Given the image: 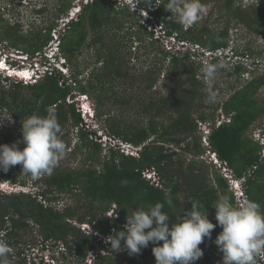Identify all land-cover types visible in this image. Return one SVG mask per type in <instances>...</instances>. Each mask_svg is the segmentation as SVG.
Instances as JSON below:
<instances>
[{
  "label": "trees",
  "instance_id": "trees-1",
  "mask_svg": "<svg viewBox=\"0 0 264 264\" xmlns=\"http://www.w3.org/2000/svg\"><path fill=\"white\" fill-rule=\"evenodd\" d=\"M56 1L55 11L47 16L48 25L25 31L0 23V39L30 57L43 54L57 20L67 14L74 0ZM135 1L161 26L165 37L198 45L207 52L230 48V18L256 33L264 21V0H251L247 5L242 0H224L219 11L228 20L221 28L210 27L208 16L203 22L200 16L195 24L182 25L174 13L165 9L168 0ZM208 1L201 3L205 6ZM80 4L76 19L65 25L58 38L59 54L70 68L68 77L54 66L29 84L0 74V144L17 143L22 149L23 144L18 142L22 139L24 119L53 111L66 152L89 161L86 166L67 168L60 166L58 160L50 175L42 174L35 180L20 165L11 166L7 172L0 170V181L24 186L30 180L37 188L34 194L0 193V240L11 249L10 264H38L25 255L32 247L28 246L26 235H31L32 242L38 239L44 246L53 243L59 249L61 259L52 260V264H155L151 242L139 254L130 255L127 250L111 251L105 237L114 230H123L126 216L133 210H147L156 203L164 204L163 210L174 221L179 212L183 216L184 210L191 208L189 200L199 201L210 222L215 216L212 206L221 197H229L233 206L239 203L229 189L228 179L199 160L205 150L215 153L234 179L243 180L246 200L258 203L264 213V125L260 139L248 133L264 116V98L257 96L264 86V71L254 75L256 72L246 70L240 62L228 60L223 64L220 56L209 57L195 50L166 51L160 48V36L147 29L151 21H143L128 5L117 7L106 0ZM46 10V3L40 7L34 4L38 16L44 18ZM232 49L233 57H249L247 51ZM87 53L92 56L90 63L83 58ZM195 57H200V61ZM204 59L206 64L225 65L222 68L234 77L233 84L227 87V98L213 107L220 108L225 118L218 125L213 117L206 121L203 111H198V116L195 113L203 107L201 101H195L203 98L207 88L200 78L204 76ZM244 70L250 75L246 81L242 78ZM165 72L171 74L161 81ZM160 84L165 93L151 95ZM134 88L149 95L134 96ZM73 92L91 99L95 120L103 123L107 135L140 147L138 156L124 155L110 143L103 145L98 141L95 131L83 123ZM68 97L71 102H67ZM111 106L141 107L149 117L146 123H129L112 114ZM199 122L210 123L207 146L201 145L196 134ZM185 154L197 159L185 165ZM145 171L154 172L155 180L143 176ZM54 194H70V200L76 202L58 209L54 202L59 198ZM169 197L171 207L167 204ZM80 199L83 203L76 204ZM81 224H87L88 229L81 230ZM217 231L214 228L211 238L199 245L203 256L194 264L219 263L218 247L212 240Z\"/></svg>",
  "mask_w": 264,
  "mask_h": 264
},
{
  "label": "clouds",
  "instance_id": "clouds-1",
  "mask_svg": "<svg viewBox=\"0 0 264 264\" xmlns=\"http://www.w3.org/2000/svg\"><path fill=\"white\" fill-rule=\"evenodd\" d=\"M74 6L81 8L80 1L78 4H74L73 1L72 7ZM165 9L170 13H174L177 21L182 25L191 26L197 22L203 12V5L201 0H168ZM142 10L145 12L144 9ZM146 13L149 15L147 11ZM151 19L153 18L151 17ZM146 20H150V18ZM191 46L189 44V49H187L193 53L194 50L196 51L199 48L198 45H195L197 47L195 49H192ZM178 50L180 49L178 48ZM5 51L4 55L0 57V74L20 79L29 84L35 82L44 73L42 69L45 62L48 61L47 57L38 60V67H35V56L30 57L28 54L23 53L21 57L17 55L18 59L23 61L19 66L21 69L18 67L16 69L14 66L11 69L6 63L11 49H5ZM202 52L204 53V50ZM53 56L54 61H57V63L63 58L60 56L59 51ZM205 56H208L207 51ZM215 56L221 57V55ZM225 56H228L227 52ZM232 58L230 55L228 60L230 61ZM240 59V57H236V60ZM206 63L207 61L203 63L205 65L201 71L207 78V98L208 102L211 103L215 100L212 87L217 69L223 65ZM62 64L66 65V62L64 61ZM10 70L19 71L23 75L17 73L7 74ZM30 70H33V72L31 73ZM36 73L37 75L34 77ZM88 98L86 94L77 93L73 99L79 104L77 107L81 115L83 114L87 119H93V103H90ZM68 99L71 100L68 97L67 102ZM83 102L85 105H83ZM199 123L201 126L202 123ZM216 125H218L217 120ZM101 131L103 130L99 129V132ZM209 131L210 124L209 130L205 132V146H207L206 137ZM21 132L22 139L18 143L23 144L22 149L18 148L17 143L10 146L0 144V170L7 172L11 166L20 165L23 172L30 175L33 180L42 174L50 175L59 158L66 152V144L61 139L62 130L55 113L49 111L46 116L35 114L28 116L21 124ZM104 138L103 141H98L110 143L111 145L112 137L104 134ZM116 140L118 141V139ZM116 148L123 153L119 145ZM208 153L211 159L218 160L215 153L211 151H208ZM124 155L133 156L130 154ZM143 176L155 180L152 171H145ZM240 188L243 191V186H240ZM189 201L191 208L184 210L183 216L179 215V212L174 221L170 220L169 214L163 210L164 204L162 203L149 206L147 210L143 208L135 209L131 215L126 216L124 229L114 230L112 234L105 237V242L110 244V250L114 253L127 250L130 255L139 254L141 249L148 247L151 242L154 245L151 251L155 258V264H194L203 256L199 245L205 238H211V231L218 225L222 231L217 235L214 243L222 253V264H256V257L264 255V213L261 212L258 203L247 201L236 207L230 202L229 197L223 196L212 206L215 209L216 225H214L207 218V211L199 201ZM167 204L170 207L172 206L171 197L167 199ZM121 241H123V247ZM10 251L11 249L7 243L0 241V264H10Z\"/></svg>",
  "mask_w": 264,
  "mask_h": 264
},
{
  "label": "rangeland",
  "instance_id": "rangeland-1",
  "mask_svg": "<svg viewBox=\"0 0 264 264\" xmlns=\"http://www.w3.org/2000/svg\"><path fill=\"white\" fill-rule=\"evenodd\" d=\"M76 1H78V0H74V2H76ZM223 1L224 0H209L207 2V4L205 6H203V12L200 14L202 22L204 20L203 18H205V16H208L207 22H208L210 27L221 28V27L225 26L227 24V20H228L227 16L222 11H219ZM242 1H243L244 5H247L248 3L251 2V0H242ZM43 3L47 4V10L44 14L45 15L44 18H43V16H38V14H36L34 11V4H37L40 7ZM218 3H221V4H218ZM56 5H57L56 0H0V8L3 7V9H0V23H2V24L10 23L11 25L18 26L19 29H21V30L23 29L25 31L34 30L36 28H39L42 25H48V22H47L48 20H46L47 16L51 17L52 13L55 11ZM138 13L140 14V17L143 21L150 18L151 23L147 26V29H151V31L154 33L155 36H157V35L160 36L159 42H158L159 45L161 46L160 48L165 49L166 51H170L171 53H174L175 51H180L181 53L188 51L189 46H187L186 48L180 47V43L176 42L173 38L165 37V34H163L162 30H160L161 26L156 23L154 18L151 19V17L146 13V11L144 12L141 10ZM67 18H68L67 14H65L62 18L57 20V22L59 23V21L61 19L66 20ZM228 26H229V30H228L229 40H228V42H229L230 48H228L226 51L222 52L221 57H220L221 62L224 64L228 61V58L230 57V55L232 56V52H233L232 47L233 48L235 47L239 51H247V54H249V57L244 56L240 60H236V57L232 56L233 58L230 61L240 62L242 67L245 68L246 70L256 72L254 75H258L260 72L264 71V21H263L262 27L259 29V31H260L259 33H256L255 31L248 29L244 25L237 23L234 18H230ZM49 43H50V41H49ZM49 43L45 47V52H46V49L48 50L51 47V46H49ZM155 45L157 46V44H155ZM52 47H53V44H52ZM191 47L194 48L195 45H192ZM12 48H10L8 46L7 41L0 39V57H2L4 55V52H6L5 49H11V51H12L13 50ZM178 48L180 50H178ZM201 51H203V49H201V48H198L196 50V52L199 54L201 53ZM226 52L228 53V56H225ZM204 55H206V51H204ZM83 58L88 59L89 63L92 60V56H90L88 53L86 55H84ZM83 58H81V59H83ZM194 59L196 61H200L201 58L195 57ZM7 61L8 62H6V63L11 67V69L13 68V66H14V68H16V67L20 68L19 66H21V64L23 62L21 59H18L17 56H11V55H8ZM59 61L62 62L63 60L60 59ZM205 61H206V59H204V62ZM222 67H225V65H223ZM219 69L220 68L217 69L216 77H215V80L213 82V87H212V91L215 94V100L211 103L208 102L207 91H206L204 93L202 99H200L199 101L198 100L195 101V103L201 101L202 105H203V107H199L197 109V111L195 110L196 115L198 116V111H203L207 115L206 121H211V117L215 118L217 120V122H219L218 121L219 119L220 120L225 119L220 108H217L214 110L213 107L217 106V103L220 102L222 99L227 98L228 94H227L226 90H227L228 86L233 84L234 77L229 76L226 68H224V69L222 68V70H219ZM68 71L70 74V68H68ZM9 73L10 74L17 73L19 75H23L21 72H19V71L17 72L14 70L8 71L7 74H9ZM165 73L166 74L161 75V81L163 79L162 78L163 76L166 77L169 74H171V72H169V74L167 72H165ZM176 74L178 76H180L179 73H176ZM34 77H36V75ZM249 77H250L249 72L246 73L244 70V73L242 75L243 80L246 81ZM200 78L203 80L204 84L207 87V78L205 76H202ZM161 81H160V83H161ZM214 88H216V90ZM187 90L189 91V88H187ZM165 91L166 90L163 89L162 84H160V86L155 87V90L153 88V92L151 93V95H156V94L158 95L159 93H165ZM73 93L76 94V92H73ZM148 93L149 92L145 93L144 90L139 89V88L133 89L134 96L140 95L141 97L142 96L146 97V95H149ZM257 96L264 98V86H262L259 89ZM88 101L90 103H92L90 98H88ZM68 102H71V100L68 99ZM77 105H79V104H76V106ZM83 105H85L84 102H83ZM108 111H109V109H108ZM111 113L112 114L116 113V115L118 117H122L127 122L133 123V124H139L141 122L146 123L148 120V117H149V115L145 114V112L142 110L141 107L139 108L136 106H127V107H120V106H114L113 107V106H111ZM81 118H82L83 123L86 126H88L89 130L95 131L96 135L99 137L98 140L103 141L105 139L104 134H105V136H107V134L105 133L106 128L103 125V123L96 121L94 116H93V119H89V118L87 119L82 114ZM261 125H264V116L259 118L255 122V124L252 125L250 130L248 131L249 135L252 136L254 139H256V138L260 139ZM204 126H205V124L202 123V125L200 126V123H198L197 132H196V134L200 137V142H201V145H203V146H205L204 141H205V132H206ZM99 129L103 130V131H101L102 132L101 136H100L101 132H99ZM102 143L104 145V142H102ZM68 151H69V149H68ZM103 153H105V150L102 152V154ZM182 158L184 159L185 165L189 161L197 159V157L193 156L192 154H185L182 156ZM198 158L200 161H203V166H205V165L207 167L209 166L208 167L209 170L210 169L211 170H214V169L217 170L218 169L219 172L222 171V167L220 165H218V163L216 162L215 159H211V156L209 155L207 150L204 151L202 156H198ZM58 164L62 167L76 168V167H80L83 165H85V166L88 165L89 161L85 162L84 157L82 155L71 156L69 152H65V154L59 158ZM210 165H213V167H210ZM203 166H201V167H203ZM209 175H210L209 177H212L213 174L210 173ZM4 183L2 181H0V193H13V192H20L21 191V192H24L26 194H30V193L34 194L35 191L37 190L36 186L30 180L24 186H21L18 184H13L11 182H4ZM59 195L61 197H59ZM59 195L54 194V197L58 196L57 198H59V200L54 202L55 203L54 206H56L58 209L64 208L67 205H74V203L76 202V201L73 202L72 200H70V197H71L70 194L69 195L59 194ZM61 198H63V199H61ZM39 199H41V198L38 197V200ZM77 202L78 203H76V204L83 203V200L80 199L79 201L77 200ZM242 204L243 203H235L234 206L238 207V206H241ZM213 211H215V209ZM110 213H111V211L108 212V214H110ZM211 222L215 223L214 225H216L215 216L211 218ZM81 226H82L81 230L82 229L83 230L88 229L87 224H81ZM215 229L218 230L217 231L218 234L222 231L221 227L218 225L215 227ZM1 238H2V236L0 233V239ZM25 239L28 240V242H27V243H29L28 246H30V245L32 246L25 251V255L29 258H32V260H34L36 263H38V264H52L53 263L52 260L61 259L60 253L57 251L59 249H57L53 243L46 244V246H44V244H41L40 240H38V239L37 240L35 239L36 243L32 242V241H30L31 235H28V236L26 235ZM212 240H215V238L212 237ZM0 241H3V239ZM103 242L104 241H102V243ZM34 244H36V245H34ZM218 257H219V261H218L219 263L218 264H222V253L219 250H218ZM256 264H264V255L256 257Z\"/></svg>",
  "mask_w": 264,
  "mask_h": 264
},
{
  "label": "built area",
  "instance_id": "built-area-1",
  "mask_svg": "<svg viewBox=\"0 0 264 264\" xmlns=\"http://www.w3.org/2000/svg\"><path fill=\"white\" fill-rule=\"evenodd\" d=\"M79 1H83V0H78L76 2H74V4H78ZM87 0H84L83 2H86ZM112 4H114L115 6L117 7H124L125 5H128L129 6V9L130 11L132 12H139L141 11V7L140 5L135 1V0H106ZM79 7L78 6H74L72 7V9H70L68 12H67V19L64 20V19H61L59 21V23L57 24L56 23V27L55 29L52 31V40L50 41L49 43V46H51L48 50L46 49V52H45V49L43 50V54H38L37 56L35 55V63H34V66L35 67H38V60L42 59L43 57H47L48 61L45 62L44 66H43V72H46V71H50L51 70V66H54L56 67L64 76H69V71H68V68L66 65L62 64L65 60L62 58V62H58L57 61H54V56L53 54H55L56 52L59 51V44H58V38H59V34L64 31V27L65 25L72 19H76L78 13H79ZM143 11V10H142ZM180 47H187L189 46L186 42H182L180 41ZM52 44H53V47H52ZM197 48L196 46L192 49H195ZM222 50L221 49H218V50H215L214 52H207V55L209 57H211L212 55H221L222 54ZM18 53V54H17ZM10 55L11 56H17L19 55V57H21L23 55V53L21 51H17L15 49H13L12 51H10ZM34 72H35V69L33 68ZM33 70H30V72L32 73ZM37 75V73L35 74ZM71 84H74L72 81H71ZM219 122H217V124H219L221 122V120L219 119L218 120ZM205 124V130H209V124L208 122L204 123ZM120 146V150L123 151L124 154H130V155H133V156H138V150L140 148H133L131 145L127 144V143H124V142H121V141H117L115 139L112 138V142H111V146H114V147H117V146ZM216 162L218 163V165H220L222 167V171L221 173L223 174L224 177H226L230 183V186L229 188L233 191V194L235 195V197L237 198L238 202L239 203H244V202H247L246 200V197L243 193V191L241 190L240 186H242V183H243V180L242 179H234L232 174H231V171L228 170L226 167L223 166V164H221L218 160H216ZM4 183V182H3ZM5 184V183H4ZM91 256H95V255H91ZM90 260L87 259L86 262H89Z\"/></svg>",
  "mask_w": 264,
  "mask_h": 264
},
{
  "label": "bare ground",
  "instance_id": "bare-ground-1",
  "mask_svg": "<svg viewBox=\"0 0 264 264\" xmlns=\"http://www.w3.org/2000/svg\"><path fill=\"white\" fill-rule=\"evenodd\" d=\"M22 76V75H21Z\"/></svg>",
  "mask_w": 264,
  "mask_h": 264
}]
</instances>
